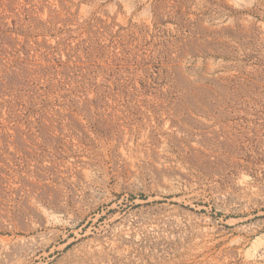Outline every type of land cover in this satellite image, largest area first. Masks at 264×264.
<instances>
[{
  "label": "rangeland",
  "instance_id": "rangeland-1",
  "mask_svg": "<svg viewBox=\"0 0 264 264\" xmlns=\"http://www.w3.org/2000/svg\"><path fill=\"white\" fill-rule=\"evenodd\" d=\"M0 264H264V0H0Z\"/></svg>",
  "mask_w": 264,
  "mask_h": 264
}]
</instances>
